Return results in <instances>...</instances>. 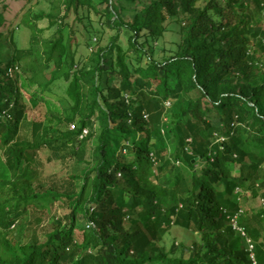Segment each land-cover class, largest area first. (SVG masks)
<instances>
[{
  "label": "trees",
  "instance_id": "trees-1",
  "mask_svg": "<svg viewBox=\"0 0 264 264\" xmlns=\"http://www.w3.org/2000/svg\"><path fill=\"white\" fill-rule=\"evenodd\" d=\"M8 1L0 0V158L10 174L0 181V264H264V0H56L48 12L23 0L7 26ZM71 12L79 22L96 14L115 31L109 44L79 55ZM42 20L52 35H42ZM172 21L180 41L156 60L153 42ZM85 30L90 48L101 31ZM25 85L56 95L61 111L32 121L24 139V96L34 97ZM189 94L162 135L155 104ZM92 117L99 133L84 138ZM164 139L175 142L167 158ZM43 149L49 161L85 165L35 186ZM57 201L71 212L42 242L11 244L23 214L42 216ZM172 227L202 235L188 258L174 242L154 254Z\"/></svg>",
  "mask_w": 264,
  "mask_h": 264
},
{
  "label": "rangeland",
  "instance_id": "rangeland-1",
  "mask_svg": "<svg viewBox=\"0 0 264 264\" xmlns=\"http://www.w3.org/2000/svg\"><path fill=\"white\" fill-rule=\"evenodd\" d=\"M56 0H35L32 3L33 10L32 11H40L43 10L45 12H48L50 9V6L53 2ZM23 6V0H9L8 4L6 5V9L3 10V16L6 21V25H10L13 22L14 16L18 14ZM0 9H2V5H0ZM86 9H80L79 15L82 16L83 13H86ZM69 23L73 26L75 30V36L79 43L78 46V54L82 56H87V58L92 56V52H94L98 47H103L109 44L111 36L115 34V31L107 28L103 23H100L98 21V16L91 12L88 17L83 18V22L77 21L75 13L71 12L69 16ZM75 26V27H74ZM94 27L95 29H99L101 31L100 38H98L96 35H92V46L90 48L85 47L83 44L86 42V39L90 38V35L87 34L85 27ZM38 28L44 30L42 33L43 36L48 37L53 34V28L48 27L47 20H42L38 22ZM5 27H1L0 30H4ZM180 29L179 25L172 21L167 23L166 25V31L164 35L158 39L156 42H153V47L151 53H153V57L156 60H161L164 57H168L172 55V52L176 50L177 44L180 41ZM30 41V34L28 30H24L20 34V45L21 47H27L29 45ZM121 42L125 44L126 38L123 34L121 36ZM161 49L165 50L164 52H160ZM151 50V49H150ZM135 64V62H134ZM264 71V68H263ZM120 82V79L117 76L112 77L108 83L111 86H117ZM25 88L27 90V94H33L34 97L32 99H28V95H25L23 98V101L26 100V113L24 117V121L21 125V131L20 136L21 138H27L29 135L30 130V123L32 121H40L43 120L48 112H60L61 107L57 103V96L55 95H48L45 94V96H37L35 93L38 91V89L35 86H29L25 85ZM54 92L56 94L61 95L62 92L60 89H55ZM35 94V95H34ZM190 97L189 95H181L178 100H160L155 104L156 108H159L163 111L162 115V125L160 126L161 134L163 132H166V126L164 122L169 120L171 117L170 115L172 112L177 110L181 104H184ZM127 100L129 101L130 98L127 97ZM109 126L113 127L115 126V123L110 121ZM97 135L99 133V122L96 117H92V120L88 123L87 127L83 130L82 136L84 138H87L90 133ZM141 135L143 132L140 133ZM163 135V134H162ZM165 138L168 136L164 134ZM165 141V151L163 152V156L165 158L169 157L171 152L173 151L175 142L173 140H166ZM120 142V141H119ZM122 143V142H120ZM118 146L121 147V144L117 143ZM87 148H89V144H87ZM114 152V145L113 143L110 144V150L109 154L112 156V153ZM49 151L46 149L41 150L38 153V172L39 176L38 178L34 179L35 186L39 185H49L52 182L59 181L57 179L59 178H66L68 174L70 173H78L79 168L85 165V163L82 162V164L76 165L75 163L70 164V166L63 165L60 161H49L48 160ZM88 158V154H87ZM2 157L0 158V181L2 179H8L10 177V174L6 167L3 164ZM175 164L182 168L184 176L188 177L189 173L186 169L183 168L182 163L175 162ZM119 186H123L122 183H120ZM240 192V191H236ZM241 193V192H240ZM247 193V192H246ZM247 204L252 205L253 207H259L261 205V200L258 199H251V197H248ZM71 212V208L68 206L67 203L62 201H57L55 204H53L48 212H46L44 215L40 216L36 213H33L31 210H29L27 213L23 214L21 218H19L14 226H11L8 231V239L11 242L12 245H14L16 248L20 246L21 244L25 243L29 238L32 236H35L38 238L39 242H42L45 239V235L49 233L52 230V222L56 220H63L67 214ZM83 225L85 227H88L89 222L82 220ZM235 222L233 221V224ZM139 225H142L141 222H139ZM202 235L200 233H197L195 231L186 229L180 227H172L170 231L166 234L161 235V241L156 243V252L154 254H159L162 252V250H165V252H168L170 249V246L172 242H174L175 246H181L183 250V257L188 258L191 254L192 245L201 244ZM193 251V250H192Z\"/></svg>",
  "mask_w": 264,
  "mask_h": 264
},
{
  "label": "built area",
  "instance_id": "built-area-1",
  "mask_svg": "<svg viewBox=\"0 0 264 264\" xmlns=\"http://www.w3.org/2000/svg\"><path fill=\"white\" fill-rule=\"evenodd\" d=\"M234 225H235V223H234ZM252 248V246L250 245V249ZM252 257V259H253V256H251ZM253 264H255V262H253Z\"/></svg>",
  "mask_w": 264,
  "mask_h": 264
}]
</instances>
